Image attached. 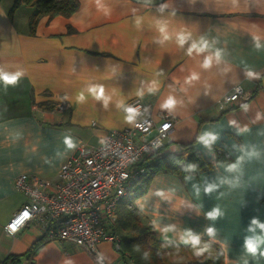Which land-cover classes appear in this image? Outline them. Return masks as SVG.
<instances>
[{"label":"crops","instance_id":"0c3cea01","mask_svg":"<svg viewBox=\"0 0 264 264\" xmlns=\"http://www.w3.org/2000/svg\"><path fill=\"white\" fill-rule=\"evenodd\" d=\"M77 1V9L70 15L33 17L34 7L21 4L10 15L14 0H0V69L23 73L15 86L0 87V264H97L94 257L102 263L133 264L120 251L117 234L119 247L114 241L99 242L90 254L67 241L46 239L34 223L13 235L4 230L26 201L15 189L14 178L26 173L54 180L62 161L76 154L81 143L95 146L107 132L130 127L132 124L120 118L122 110L116 108L121 97L126 104L140 99L148 107L143 114L155 123L161 121L160 114L172 119L173 129L161 154L180 153L184 145L190 144L210 167L199 176L155 173L145 192L129 201V209L142 225L153 229L158 240L183 244L175 231L163 233L152 226L154 211L159 213L161 228L168 224L191 227L223 251L226 241L229 259L237 260L251 218L264 220V158L245 162L240 189L229 191L225 186L211 194L202 192L197 201L191 186L203 184L205 178L211 182L217 175H227L219 165L234 162L245 145L264 152V51L254 49L250 34L264 35V0H170V7L163 13L158 7L165 0H99L110 10L108 15L97 7L98 0ZM173 9L175 16L170 15ZM136 16L145 17L139 30L134 24ZM156 19L167 20L172 33L187 27L193 32L192 39L201 35L217 38V46L226 48L230 59L210 69L201 68L207 53L188 56L189 44L181 48L173 39L162 46L153 39L159 35ZM245 65L260 75L248 78ZM192 71L200 73V79L187 84L185 77ZM153 81L159 83V89L148 93ZM99 84L113 97L107 109L92 98L80 105L65 99ZM237 85L248 99L220 109L217 101ZM137 89L144 91L143 98L135 94ZM170 95L177 100L176 106L171 110L162 108ZM243 104L249 106L247 111L241 107ZM59 105L65 107L60 109ZM230 119L241 127L246 125L249 131L238 134L228 125ZM204 126L220 133L211 151L196 144ZM67 134L77 141L76 149L52 165L44 163L45 157L53 159L57 149H63ZM212 147L223 149L229 159L217 161ZM188 176L193 180H186ZM158 190L171 199L155 195ZM219 192L225 195L217 199ZM149 193L148 212L141 214L135 201ZM197 204L202 208L198 209ZM216 204L226 215L216 221L217 239L213 240L203 234L211 223L204 213ZM165 236L170 239L165 240Z\"/></svg>","mask_w":264,"mask_h":264},{"label":"built area","instance_id":"2783aa9c","mask_svg":"<svg viewBox=\"0 0 264 264\" xmlns=\"http://www.w3.org/2000/svg\"><path fill=\"white\" fill-rule=\"evenodd\" d=\"M247 99L248 94L237 85L217 105L226 109ZM128 105L139 107L135 124L107 132L95 146L81 143L76 154L62 161L54 180L26 173L14 178L15 189L26 201L4 226L7 234L34 223L46 239L67 241L90 254L99 242L114 241L119 247V238L110 230L117 219V205L137 177L139 163L152 160L173 129L168 115L160 114L161 121L155 123L143 114L148 107L140 99H132ZM17 220L19 224H15ZM94 259L97 264H108Z\"/></svg>","mask_w":264,"mask_h":264},{"label":"clouds","instance_id":"9594fccd","mask_svg":"<svg viewBox=\"0 0 264 264\" xmlns=\"http://www.w3.org/2000/svg\"><path fill=\"white\" fill-rule=\"evenodd\" d=\"M148 3H151L152 0H147ZM97 7L104 10L105 14L108 15L110 10L105 7V5L97 2ZM170 7V0H165L164 3H161L158 7V11L163 13L166 9ZM170 15L175 16V9L172 10ZM144 16L135 17V27L139 30L144 22ZM156 30L159 35L153 37V39L158 42L160 45H165L166 42L170 40H175L177 46L183 48L185 44H189L186 49V54L188 56H200L201 54L207 53L204 55L200 67L203 69H210L214 64L219 65L221 62L227 63L230 59L229 51L224 47H218V39L211 37L209 35H201L198 39H192L193 32L188 30L187 27H182L180 30L175 31L174 33L169 31V23L165 19H156L155 20ZM252 40L254 41V49L259 51H264V35L252 32L250 33ZM189 41H191L189 43ZM245 72L248 78L258 77L260 72L256 71L252 66L245 65ZM23 76V73L20 71L8 72L0 69V87L7 89L9 86H15L18 81ZM200 79V73L192 71L189 76L185 77V83L191 84L193 81ZM159 89V83L153 81L151 86L147 89L148 93H155ZM115 91V90H114ZM137 96L143 98L145 93L143 90L137 89ZM89 98L94 99L95 101H101L105 109L108 108L109 102L112 100V95L107 94L105 91V86L102 84L99 85H90L87 89H82L78 91L74 98L65 97L70 103L74 102L77 105L84 104ZM177 104V100L173 96H169L164 103L161 105L165 109H173ZM245 111L248 110V105L243 104L241 106ZM116 108L122 110L121 119L128 124H135L136 118L139 114V107H134L126 104L125 98L121 97L116 102ZM257 119L261 118V114L257 113ZM107 123V122H106ZM228 125L233 127L238 134H243L249 131L248 127L245 125L241 127L235 119L228 120ZM169 125H164V128L167 129ZM220 139V133L210 130L209 127L204 126L197 136L196 144L204 145L209 148L211 151V146ZM103 143V141H101ZM63 149H57L56 155L53 159H48L45 157L44 163L52 165L54 160L63 159L65 155L70 154L77 147V141L73 138L71 134H67L63 137ZM235 147V145H234ZM240 155H238L234 162L228 164H221L219 167H222L227 175H217L214 181L208 182L205 178V182L193 183L192 184V196L199 201L201 199V193L211 194L216 192L222 187H227L229 191L240 189L243 182V177L245 175L244 164L247 160H252L253 158L261 159L264 158V152L257 149L254 145H245L239 149ZM188 169L195 170L197 165L194 163H189L187 165ZM254 179V177L252 178ZM186 180H193L192 176L186 177ZM157 196H160L162 199H171L170 196H166L165 192L158 190L154 193ZM152 193L145 195L142 198H139L135 201V204L139 208L141 214L148 212V201ZM225 192H219L217 199L223 197ZM196 207L202 208L201 204H197ZM29 215L28 212L23 214L24 217ZM152 226L162 231L163 233L176 232L179 241L184 245H190L193 249V252L196 256H201L204 253L208 252L211 255L210 248L211 245L208 242H201L202 233L193 230L191 227L177 228L175 224H168L161 228L160 216L159 213L154 211L151 213ZM205 218L211 221V223L204 229V233L211 239H217V228L216 221L221 217L226 215L225 210L219 205H214L210 210L204 213ZM20 221L17 220L15 224H19ZM15 224L12 225L15 229ZM246 235L244 236L243 241V251L239 254L238 259L232 261L229 259L227 252V242L224 243V253H225V264H260L261 260L264 259V220H261L258 216L251 218L250 223L245 228ZM165 240L170 239L168 236L164 237ZM147 256V253H145ZM66 264H72L71 261L66 262Z\"/></svg>","mask_w":264,"mask_h":264},{"label":"trees","instance_id":"16d2710c","mask_svg":"<svg viewBox=\"0 0 264 264\" xmlns=\"http://www.w3.org/2000/svg\"><path fill=\"white\" fill-rule=\"evenodd\" d=\"M21 4L34 7L33 17H35L39 15H70L77 9L78 1L14 0L9 9L10 15ZM212 148L217 161L229 159V155L223 149ZM160 150L155 152L154 160L147 162L148 158H145L146 161L143 159L139 163L143 166V171L128 186L126 195L117 205V219L110 226V230L120 237V251L123 254L126 253L133 264H224V251L217 243L207 238H201L202 244L210 243L211 255L206 252L201 256H196L190 245L158 240L153 229L142 225L138 217L129 209V201L145 192L147 182L155 173L168 171L181 177L187 174L199 176L210 168L207 160L190 144L184 145L180 153L161 154ZM189 163L196 164L197 168L195 170L188 169ZM5 262L6 260L3 263Z\"/></svg>","mask_w":264,"mask_h":264},{"label":"rangeland","instance_id":"374dc122","mask_svg":"<svg viewBox=\"0 0 264 264\" xmlns=\"http://www.w3.org/2000/svg\"><path fill=\"white\" fill-rule=\"evenodd\" d=\"M137 169H138V171H139V173H140V172L143 171V166H142L141 164H139L138 167H137ZM139 173H138L137 175H139ZM137 175H136V176H137ZM134 180H135V177L132 179V182H133Z\"/></svg>","mask_w":264,"mask_h":264}]
</instances>
